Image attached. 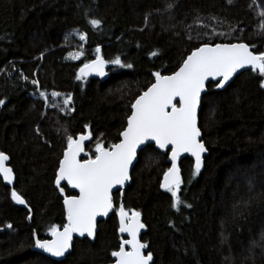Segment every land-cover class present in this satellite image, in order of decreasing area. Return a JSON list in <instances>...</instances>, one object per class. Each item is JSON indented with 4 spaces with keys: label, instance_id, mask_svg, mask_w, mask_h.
<instances>
[{
    "label": "trees",
    "instance_id": "16d2710c",
    "mask_svg": "<svg viewBox=\"0 0 264 264\" xmlns=\"http://www.w3.org/2000/svg\"><path fill=\"white\" fill-rule=\"evenodd\" d=\"M262 10L264 0H0V152L25 201L18 205L0 178V264H110L124 239L120 204L140 213L152 264H264V77L251 68L223 88L207 84L199 110L207 154L195 177L193 159L181 160L178 209L161 188L168 152L146 145L94 241L75 238L63 260L35 250L66 223L63 200L74 193L62 185V194L55 178L67 137L90 133L83 159L94 158L97 143L118 142L153 73L174 72L200 45L244 42L264 53ZM75 30L86 35L78 61L66 58ZM98 54L106 78L77 79ZM117 57L120 65L111 63ZM37 87L70 94L71 110L46 105Z\"/></svg>",
    "mask_w": 264,
    "mask_h": 264
},
{
    "label": "snow or ice",
    "instance_id": "6c2138e0",
    "mask_svg": "<svg viewBox=\"0 0 264 264\" xmlns=\"http://www.w3.org/2000/svg\"><path fill=\"white\" fill-rule=\"evenodd\" d=\"M260 15L264 17V10ZM89 23L93 28H97L101 21L91 19ZM260 27L264 30V22ZM79 39L85 40L86 35L80 34ZM99 51L97 48L96 52ZM82 54L70 53L69 57L78 59ZM156 54L152 53L153 56ZM111 63L120 65V58H115ZM104 64L105 61L97 55L96 60L84 64L77 79L86 76L88 71L103 75ZM246 67L264 77V53L254 54L244 43L215 46L204 44L196 48L172 75L153 73L156 77L155 83L131 104V115L127 117V127L119 134V143L109 147L97 143L94 158L89 156L88 159L80 160L77 157L83 152V142L90 138V134L81 135L78 139L68 136L67 149L56 173V185L63 194L61 181L66 180L68 185L79 190V195L66 196L64 199L67 223L63 225V231L56 225L51 226L49 233L52 239L37 240L36 247L54 257H62L70 247L73 233L81 236L87 233L89 237H93L96 217L107 215L112 209L111 190L115 185L123 186L129 180V165L136 156L138 147L146 141H154L160 149L171 146V167L164 173L161 188L171 193V206L178 209V206L184 203L178 195L183 182L177 165L178 157L182 153H188L195 158L192 172L195 177L201 171L202 153L207 151L199 139L201 131L197 123V108L205 81L222 77L217 87H223L234 73ZM260 86L264 88V79ZM59 95L55 92L52 94L53 97ZM41 96H44V93H41ZM70 102L71 96L63 101L65 106ZM3 104L4 101L0 100V105ZM7 160L8 156L0 152V175L11 183L12 169L5 166ZM12 198L17 203H25L15 191L12 192ZM185 206L191 207L190 204ZM118 215L119 232L127 233L129 239L121 240L119 250L111 253L116 258L115 264H149L152 255L144 254L143 250L147 245L138 239L139 231L145 227L140 222V213L132 211L129 215L121 206Z\"/></svg>",
    "mask_w": 264,
    "mask_h": 264
},
{
    "label": "water",
    "instance_id": "95a60500",
    "mask_svg": "<svg viewBox=\"0 0 264 264\" xmlns=\"http://www.w3.org/2000/svg\"><path fill=\"white\" fill-rule=\"evenodd\" d=\"M235 43H244V42H235ZM235 43H216V44H235ZM244 44H246V43H244ZM204 45V44H203ZM203 45H200L199 47H201V46H203ZM210 46H215V44H209ZM199 47H197V48H199ZM196 49V48H195ZM194 49V50H195ZM250 49V48H249ZM193 50V51H194ZM192 51V52H193ZM250 51H251V49H250ZM192 52H190L188 55H187V57L192 53ZM254 53V52H253ZM254 54H257V53H254ZM104 61H105V59L100 55V54H98ZM187 57L185 58V59H187ZM96 58H97V56L94 58V59H92V60H90L89 62H87V63H90L91 61H94V60H96ZM184 59V60H185ZM86 64V63H85ZM182 64H183V62H182ZM181 64V65H182ZM180 65V66H181ZM84 66V64L83 65H81L79 68H78V71H77V74L79 73V70L82 68ZM180 66L174 71V72H176V71H178L179 70V68H180ZM107 69H108V66H107V63H106V61H105V64H104V69H103V72H104V74L103 75H99V74H97L95 71H88V74L86 75V76H82V78H85V77H87V78H95V79H104V78H106V76H107ZM247 69H250V67H246V68H244V69H239L236 73H234L233 74V76L227 81V82H225V84H224V86L223 87H225L228 83H230L233 79H234V77L237 75V74H239V73H241L242 71H245V70H247ZM174 72H172V73H170V74H164V75H162V76H170V75H172ZM220 79H222V77H217L216 78V80H213L212 78H209L208 80H206L205 81V87H204V89L202 90V92H201V96H200V100H199V104H198V108H197V123H198V127H199V110H200V102H201V99H202V96H203V94L206 92V90H207V84L209 83V82H211V81H214V82H218ZM155 81H156V77H155V79H154V81H153V83H155ZM152 83V84H153ZM151 84V85H152ZM150 85V86H151ZM149 86V87H150ZM223 87H221V88H223ZM148 89V88H147ZM147 89L146 90H144L143 92H145V91H147ZM142 92V93H143ZM141 93V94H142ZM140 94V95H141ZM138 97V96H137ZM136 97V98H137ZM135 101V100H134ZM175 102V101H174ZM131 115V112H130V114H129V116ZM127 127V120H126V125H125V127H124V129ZM123 129V130H124ZM200 129V128H199ZM122 130V131H123ZM121 131V132H122ZM201 131V130H200ZM90 133L89 132H85V133H80V134H78L77 136H76V138L75 139H78L81 135H89ZM90 138H91V136H90ZM90 138L88 139V140H85L84 142H83V152H81L80 154H79V156L77 157L78 159H80V160H85V159H83V156H84V154H85V148H86V145H87V143H88V141L90 140ZM120 139H121V137H120ZM120 139H119V141H120ZM200 140H201V136H200V138H199ZM119 141L118 142H116V143H119ZM202 141V140H201ZM203 142V141H202ZM146 145H154L155 146V148L157 149V150H159V151H162V152H168V160H169V162H170V166H169V168L171 167V161H170V152H171V146H167L166 148H164V149H160V148H158L156 145H155V142L154 141H146L145 142V144L144 145H141V146H139L138 147V149H137V154H136V156L134 157V159H133V161H132V163L129 165V180L128 181H126L125 183H124V185L123 186H121V185H115L114 187H113V189L111 190V195H112V201H113V195H114V193L115 192H117V191H119L120 192V194L122 195V193H124V190H125V188L127 187V185L130 183V181H131V171H132V169H133V167L135 166V164H136V162H137V159H138V154H139V152H140V150L143 148V147H145ZM205 145V144H204ZM206 147V146H205ZM67 149V148H66ZM65 149V150H66ZM64 150V151H65ZM64 151H63V154H64ZM2 153H4V152H2ZM6 156H8L6 153H4ZM63 154H62V157H61V159H63ZM207 154V151L206 152H204V153H202V164H203V157L205 156ZM184 157H189V158H191V159H193V161H194V164H195V158L194 157H192L190 154H188V153H182L181 154V156L180 157H178V160H177V165H178V167H179V169H180V162H181V160L184 158ZM60 159V160H61ZM10 158H9V156H8V160L7 161H5V166L6 167H9V168H11L12 169V167L10 166ZM168 168V169H169ZM202 168V167H201ZM58 169H59V167H58ZM58 169H57V171H58ZM167 169V170H168ZM166 170V171H167ZM165 171V172H166ZM164 172V173H165ZM180 173H181V169H180ZM0 178L2 179V181L4 182V184L6 185V186H8L9 188H11L12 189V192L14 191V183H15V175H14V172H13V170H12V180H11V183H9L8 181H5L4 180V178H3V176L2 175H0ZM181 178H182V175H181ZM163 179H164V174H163V176H162V179H161V183L163 182ZM62 185H65L71 192H73L74 194H70V195H67V196H78L79 195V190L78 189H74V188H72L70 185H68L67 184V181L66 180H64V181H61V186ZM55 186L57 187V185H56V178H55ZM163 189V188H162ZM165 190V189H164ZM66 197V196H65ZM65 199V198H64ZM14 200V199H13ZM15 201V200H14ZM16 202V201H15ZM63 202H64V200H63ZM17 203V202H16ZM18 205H24V203L23 204H20V203H17ZM121 206H122V204H120L119 205V207H118V211H117V216H118V222H119V227H120V217H119V215H118V212H119V209L121 208ZM115 209V206H114V203H113V207H112V209L111 210H109V212H108V214L107 215H103V216H97L96 217V221H95V231H94V236L93 237H89L88 235H87V233H85L83 236H81V235H79L78 233H73L72 234V240L70 241V247H69V249H68V251H66L65 252V254H64V256H62V257H54V256H52L50 253H47V252H45L43 249H41V248H38V247H36L35 246V250L36 251H38L39 253H41V254H43V255H46V256H48V257H50V258H52V259H55V260H63L65 257H66V255L71 251V249H72V245H73V241H74V239L75 238H83V237H87L90 241H94V239H95V236H96V231H97V223H98V221H100V220H103V219H106V218H108L109 217V215H110V213H111V211L112 210H114ZM130 215V214H129ZM140 222L143 224V222H142V219H141V216H140ZM66 223H67V220H66ZM59 230L60 231H63V227L62 228H59ZM143 230V228L139 231V233H138V239L140 240V242L141 243H143L142 241H141V231ZM123 236H124V239L123 240H127V239H129V237H128V234L127 233H121ZM52 239V237L50 236V238H48V239H45V240H51ZM120 247V246H119ZM119 250V248L116 250V251H118ZM143 252H144V250H143ZM144 254L145 255H147L145 252H144ZM115 261H116V258L115 257H113V261L110 263V264H115ZM152 262H153V258H152V260L149 262V264H152Z\"/></svg>",
    "mask_w": 264,
    "mask_h": 264
},
{
    "label": "rangeland",
    "instance_id": "374dc122",
    "mask_svg": "<svg viewBox=\"0 0 264 264\" xmlns=\"http://www.w3.org/2000/svg\"><path fill=\"white\" fill-rule=\"evenodd\" d=\"M73 34L69 37V39L72 38L71 42L68 43V45H74L73 48L70 50V52H68L66 58L68 60H72V61H78L79 59H81V57L83 56L80 55L78 59H72L69 57V54L70 53H83L84 52V48H83V43H84V40L83 41H80L79 39V35L82 34L81 32L75 30L72 32ZM33 83V81H31ZM34 84V83H33ZM34 85L37 86V83H35ZM59 93L60 95L57 96V97H53L52 94L53 93ZM41 93H44V96H41ZM36 95H38L39 97H41L42 99H44V101L46 102V105H50V102L52 103L50 106L54 107L56 106V108H58L59 106H63V110H71V102L68 106H65L63 101L65 98H67L68 96H70V94H67V93H64V92H58V91H49V92H46V91H43V90H40L38 87L36 88L35 90V93Z\"/></svg>",
    "mask_w": 264,
    "mask_h": 264
}]
</instances>
